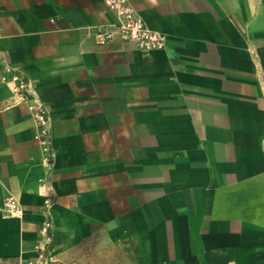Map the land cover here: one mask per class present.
I'll list each match as a JSON object with an SVG mask.
<instances>
[{
    "label": "crops",
    "instance_id": "obj_1",
    "mask_svg": "<svg viewBox=\"0 0 264 264\" xmlns=\"http://www.w3.org/2000/svg\"><path fill=\"white\" fill-rule=\"evenodd\" d=\"M164 45L95 26L103 0H0V53L51 116L52 157L0 76V264L92 239L127 264H264V0H129Z\"/></svg>",
    "mask_w": 264,
    "mask_h": 264
},
{
    "label": "built area",
    "instance_id": "obj_2",
    "mask_svg": "<svg viewBox=\"0 0 264 264\" xmlns=\"http://www.w3.org/2000/svg\"><path fill=\"white\" fill-rule=\"evenodd\" d=\"M103 2L114 15V19L106 26L94 27L92 36L95 44L102 45L118 37L145 51L164 45L161 33L145 24L129 0H103ZM0 76L9 84L10 91L17 101L28 102L30 115L34 121V138L40 145L42 159L48 164L52 157L51 116L46 104L32 89L28 77L1 53ZM0 213L6 216H20L22 207L14 195L7 194L0 202ZM52 228V215L47 214L38 229L39 242L35 258L28 260L27 264H46L45 254L50 249Z\"/></svg>",
    "mask_w": 264,
    "mask_h": 264
},
{
    "label": "rangeland",
    "instance_id": "obj_3",
    "mask_svg": "<svg viewBox=\"0 0 264 264\" xmlns=\"http://www.w3.org/2000/svg\"><path fill=\"white\" fill-rule=\"evenodd\" d=\"M45 258L47 261H55V264H127L116 249H111L97 239L77 245L63 258L56 260L48 259L46 256Z\"/></svg>",
    "mask_w": 264,
    "mask_h": 264
},
{
    "label": "trees",
    "instance_id": "obj_4",
    "mask_svg": "<svg viewBox=\"0 0 264 264\" xmlns=\"http://www.w3.org/2000/svg\"><path fill=\"white\" fill-rule=\"evenodd\" d=\"M46 263H47V264H55V261H50V260H48Z\"/></svg>",
    "mask_w": 264,
    "mask_h": 264
}]
</instances>
